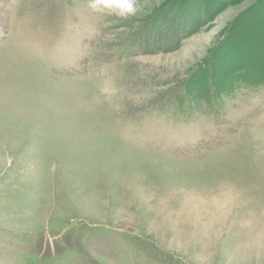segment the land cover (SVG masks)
Masks as SVG:
<instances>
[{"label":"rangeland","instance_id":"374dc122","mask_svg":"<svg viewBox=\"0 0 264 264\" xmlns=\"http://www.w3.org/2000/svg\"><path fill=\"white\" fill-rule=\"evenodd\" d=\"M136 8L0 0V264H264V0Z\"/></svg>","mask_w":264,"mask_h":264},{"label":"trees","instance_id":"16d2710c","mask_svg":"<svg viewBox=\"0 0 264 264\" xmlns=\"http://www.w3.org/2000/svg\"><path fill=\"white\" fill-rule=\"evenodd\" d=\"M181 20V16L179 19L166 18L160 29H154L152 32L150 31L142 35L134 44L138 45L137 49L139 53L148 55L158 52L168 53L177 50L180 46L181 39H183L181 35L183 34Z\"/></svg>","mask_w":264,"mask_h":264},{"label":"clouds","instance_id":"9594fccd","mask_svg":"<svg viewBox=\"0 0 264 264\" xmlns=\"http://www.w3.org/2000/svg\"><path fill=\"white\" fill-rule=\"evenodd\" d=\"M90 8L103 16L128 19L137 13L136 0H89Z\"/></svg>","mask_w":264,"mask_h":264}]
</instances>
